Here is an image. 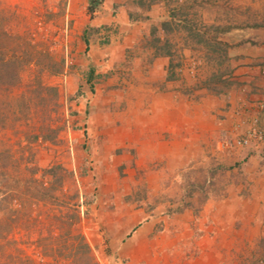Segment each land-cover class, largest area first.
<instances>
[{"label": "crops", "instance_id": "obj_1", "mask_svg": "<svg viewBox=\"0 0 264 264\" xmlns=\"http://www.w3.org/2000/svg\"><path fill=\"white\" fill-rule=\"evenodd\" d=\"M65 1L66 16L77 21L78 35L89 41V69L73 94L80 93L87 101L85 131L99 192L120 190L133 197L128 204L133 209L152 204L153 197L182 195L178 206L172 207L183 210L173 218L151 217L127 241L137 245L135 250L127 256L122 250L119 258L138 264L136 259L152 256L156 264H166L158 261L162 254L168 264H242V251L251 243L249 235L260 231L264 218V176L258 178L253 170L254 157L249 158L243 176L246 184L258 178L249 190L242 183H227L221 190L207 186L201 204L198 197L200 188L215 183L220 167L232 161L227 140L236 136L241 121L235 108L243 101L237 92L246 88L242 75L247 68L241 66L249 60L245 58L249 45L234 49L237 54L229 51L231 58L245 55L236 62L234 80L239 91L217 95L200 87L202 81L190 74L192 58L201 55L204 60L199 63L204 67L208 63L204 49L184 30L191 24L234 27L227 20L230 0H105L93 17L88 14L90 0ZM165 22L173 29L163 30ZM154 28L161 41L158 45L153 43ZM261 30L232 29L220 39L231 46L236 39L239 45ZM81 109L86 110L84 105ZM172 204L161 202L151 210ZM239 221L241 232L235 229ZM254 224L258 230L252 229ZM192 226L198 227V236ZM159 227L164 228L162 234L152 235Z\"/></svg>", "mask_w": 264, "mask_h": 264}, {"label": "rangeland", "instance_id": "obj_2", "mask_svg": "<svg viewBox=\"0 0 264 264\" xmlns=\"http://www.w3.org/2000/svg\"><path fill=\"white\" fill-rule=\"evenodd\" d=\"M230 5L228 24L243 27L264 19V0H230ZM67 7L65 0H0V50L23 61L29 54L32 61L20 71V85L3 99L2 109L10 119L0 123V264H131L132 259L119 258L122 250L127 256L137 246L127 241L151 217L173 218L181 209L172 207L181 202L179 194L151 196L152 204L133 209L128 205L132 196L120 190L99 192L85 131L89 123L87 101L80 93L73 94L89 69V57L84 35H78L75 28L77 21L65 14ZM235 41L231 50L237 54L234 49L241 45ZM243 42L249 45L247 57H232L235 68L241 56L249 59L241 66L247 68L242 75L246 88L237 92L243 98L235 108L241 121L236 136L227 140L232 161L220 167L221 176L215 183L200 190V204L207 197V186L221 190L224 184L242 183L247 191L264 176V30ZM192 59L198 64L194 77L199 81L214 72L211 63L205 67L199 63L203 56ZM60 64L63 73L55 74L54 66ZM38 83L55 92L42 90ZM239 88L236 85L227 92ZM253 130L259 137L247 146H236ZM250 157L255 159L252 168L258 178L252 183L247 180V185L243 176ZM169 200L174 204L151 210ZM261 223L260 231L249 235L251 243L242 251V264H264V218ZM236 225L237 231L242 230L240 221ZM197 228L192 226L196 236ZM254 228L259 229L255 224ZM163 230L159 227L152 235ZM148 249L146 253L150 246ZM148 257L135 261L156 264ZM158 261L168 264L170 260L159 254Z\"/></svg>", "mask_w": 264, "mask_h": 264}, {"label": "trees", "instance_id": "obj_3", "mask_svg": "<svg viewBox=\"0 0 264 264\" xmlns=\"http://www.w3.org/2000/svg\"><path fill=\"white\" fill-rule=\"evenodd\" d=\"M105 0H90L89 7H88V14L93 17L96 13L97 8L104 3ZM242 29V28H250V29H264V19L260 22H255L254 24H246L243 27H227L222 28L218 26L207 27V26H200L198 27L197 24H191L190 26L184 27V30L188 33L189 39L200 46L205 51V59L208 64L214 67V72L211 76L202 83L199 84L200 87H205L209 91L221 95L227 92L228 89L238 85L237 82L234 80V74L236 68L233 66L232 58L229 55V51L234 47L221 41V36L224 35L226 32L231 31L232 29ZM162 29L165 31H170L173 28L171 27L170 22H165L162 24ZM153 37L158 36L157 28L153 30ZM7 37H12L11 35L7 34ZM85 44L87 45L86 51H89V41L85 37L84 39ZM154 45H158L161 43L159 38L153 40ZM247 42H243L239 45H243ZM169 47V44L167 45ZM163 47L162 49L166 48ZM16 55L8 56V54L4 53V51L0 50V123L8 121L10 119V114L4 109L3 102L9 94L12 93L14 88L20 85V71L27 67L32 63L29 58V54L27 56H23V60ZM20 61V62H19ZM180 64L172 65L171 70H174L176 67H179ZM56 66V65H55ZM54 66L55 74L63 73V64L58 67ZM50 70V67L48 68ZM172 78V77H171ZM39 87L42 90L48 92H55L53 88H46L43 84L38 83ZM24 98V97H22ZM4 99V100H3ZM10 107V104H9ZM15 114H13L14 116ZM18 115V114H17ZM194 188V187H193ZM202 191L204 188H200ZM188 207H193V204H188ZM183 209H179L178 212H181ZM87 249L89 247L86 245Z\"/></svg>", "mask_w": 264, "mask_h": 264}, {"label": "built area", "instance_id": "obj_4", "mask_svg": "<svg viewBox=\"0 0 264 264\" xmlns=\"http://www.w3.org/2000/svg\"><path fill=\"white\" fill-rule=\"evenodd\" d=\"M197 67H198V64L197 63H195V62H193L192 63V65H191V67H190V73H191V75H193V76H196V69H197ZM255 123H257V121L255 122ZM256 137H259L258 136V133H257V131L256 130H253V132H251L249 135H247L246 137H244V138H241L238 142H237V144H236V146H247V145H249L251 142H252V140L254 139V138H256Z\"/></svg>", "mask_w": 264, "mask_h": 264}]
</instances>
